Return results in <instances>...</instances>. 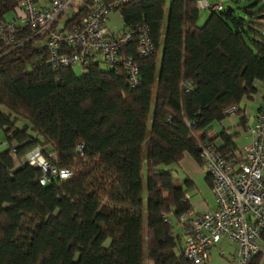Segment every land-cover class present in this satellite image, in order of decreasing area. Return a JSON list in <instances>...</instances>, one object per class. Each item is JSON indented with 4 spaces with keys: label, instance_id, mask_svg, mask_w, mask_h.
<instances>
[{
    "label": "trees",
    "instance_id": "1",
    "mask_svg": "<svg viewBox=\"0 0 264 264\" xmlns=\"http://www.w3.org/2000/svg\"><path fill=\"white\" fill-rule=\"evenodd\" d=\"M195 2L135 0L115 11L125 28L144 23L155 48L148 58L136 44L124 50L139 68L135 89L122 70L96 63L79 76L54 70L28 28L18 48L3 51L0 264H186L177 257L178 218L201 214L188 198L191 180L176 186L169 168L186 155L203 167L204 140L223 156L237 149L227 131L212 137L213 125L236 107L245 130L240 104L264 84V6L240 17L223 7L199 26ZM16 5L6 0L4 11ZM83 16L80 9L69 23ZM39 146L71 176L41 185L42 173L22 163Z\"/></svg>",
    "mask_w": 264,
    "mask_h": 264
},
{
    "label": "built area",
    "instance_id": "2",
    "mask_svg": "<svg viewBox=\"0 0 264 264\" xmlns=\"http://www.w3.org/2000/svg\"><path fill=\"white\" fill-rule=\"evenodd\" d=\"M77 1L16 0L13 9L4 11L6 0H0V58L5 49L10 52L21 45L17 38L28 28L33 31L29 40H43L54 70L79 68L83 74L96 63L109 70H122L131 89L141 86L138 66L123 53L129 45L136 44L141 57L153 56L155 48L147 26L141 23L113 32L107 27L112 12L135 0H111L108 4L94 0L86 5L82 2L79 10H84V16L69 23L79 11L68 18ZM195 1L199 11L225 10L219 3ZM8 15L12 18L7 19ZM237 111L238 108L232 107L227 114L234 115ZM248 134L252 139L249 144L224 156L208 140L198 145L200 160L212 182L215 209L200 216L187 212L178 218L183 231L177 257L186 264H208L211 249L221 240L235 249L227 257L220 253L228 264H252L259 255L264 261V249L260 247L264 231V84L255 124ZM47 150L44 146L35 148L22 163L42 173L41 185L51 179L69 178V172L55 166V153Z\"/></svg>",
    "mask_w": 264,
    "mask_h": 264
},
{
    "label": "rangeland",
    "instance_id": "3",
    "mask_svg": "<svg viewBox=\"0 0 264 264\" xmlns=\"http://www.w3.org/2000/svg\"><path fill=\"white\" fill-rule=\"evenodd\" d=\"M211 3H219L225 9L231 8L234 11V15L236 17H240L243 15V10L246 8H251L252 10L256 11L260 7L264 6V0H208ZM81 3L78 0L76 2L73 11L70 13L68 18H71L80 8ZM209 13L206 11H199V20L198 25L202 26L206 19L208 18ZM12 16L8 15L7 19H11ZM65 19L64 22H66ZM62 26V23L60 24ZM108 28L111 31H115L116 29L122 28V21L119 18L118 12H112L109 16L107 22ZM44 45V42L42 43ZM105 69V68H104ZM74 72L76 75H81L79 68H74ZM258 92L254 96L253 100L248 102H244L246 106V116L249 118V121L252 120L253 116L256 114V111L261 102V94L259 92V86H257ZM238 118L237 116L230 115L224 121H222L219 125L214 126V133L216 131H220L221 128L227 130L232 136H234L235 144L239 148L243 147L245 144L251 142V138L249 141V137L245 132H243L240 128L237 127ZM237 135V136H236ZM0 141L2 139L0 138ZM5 146H0L1 149H6ZM169 170L173 171V178L174 184L176 186L182 187L186 189L184 184V180H191L193 183V187L188 190V198L190 200V204L192 206V210L195 212H201L204 208H207L212 205L213 197L211 194L210 187L206 182L207 172L204 167L200 166L192 158L186 156L185 159L178 165L171 166ZM234 250V247L229 246L227 242L221 240L217 247L211 249L210 251V258L208 264H228L226 261V257ZM220 252H224L226 254L225 258L220 257Z\"/></svg>",
    "mask_w": 264,
    "mask_h": 264
},
{
    "label": "crops",
    "instance_id": "4",
    "mask_svg": "<svg viewBox=\"0 0 264 264\" xmlns=\"http://www.w3.org/2000/svg\"><path fill=\"white\" fill-rule=\"evenodd\" d=\"M83 2V0H81L80 1V3H82ZM119 14V13H118ZM119 18H120V15H119ZM120 20H121V18H120ZM122 21V20H121ZM108 22V21H107ZM108 27V26H107ZM109 30H110V28H109ZM125 30V27L123 26V23H122V28H120V29H116L115 31H124ZM111 31V30H110ZM113 32V31H112ZM259 92H260V87H259ZM254 99V96H252V98L250 99V100H253ZM250 100H244L241 104H240V109L242 110V111H244V114H242L245 118H246V129L245 130H242L243 132H245L246 134H247V136L249 137V141H250V138H251V136L248 134V129L250 128V127H252V126H254V124H255V120H256V116H257V111H258V109H257V111H256V114L253 116V118H252V120L251 121H249V118L246 116V106L244 105V102H248V101H250ZM259 108V107H258ZM239 119V118H238ZM215 125H219V124H214L213 125V130H214V126ZM237 126H238V124H237ZM223 131H227V130H225V129H222L221 128V130L218 132V131H216L215 133H214V131H212V133H211V136L212 137H216V136H218V135H220L221 134V132H223ZM228 132V131H227ZM229 135L230 136H232L230 133H229ZM237 136V135H236ZM0 138L2 139V141H0V146H6V144H5V142H4V139H3V136L0 134ZM217 146H220L221 144H222V140L220 139V138H217L216 140H215V142H214ZM234 143H235V141H234ZM247 144H249V143H247ZM247 144H245V145H247ZM236 146H237V144H235ZM7 147V146H6ZM238 147V146H237ZM239 148V147H238ZM7 149V148H6ZM6 149H1L0 151L1 152H3V151H5ZM186 156H189V155H186ZM185 156V157H186ZM190 157V156H189ZM191 158V157H190ZM185 159V158H184ZM210 190H211V194H212V189L210 188ZM212 197H213V194H212ZM215 209V203H214V197H213V203H212V205L211 206H209V207H207V208H204V210L203 211H201V212H195L194 210H193V213L194 214H198V215H200V214H202L204 211H206V210H209V211H213ZM261 242H260V247L262 248V249H264V242L262 241V240H260ZM234 251H235V249L230 253V254H232V253H234ZM221 253V252H220ZM224 253V252H223ZM225 254V253H224ZM230 254H228V255H230ZM226 255V254H225ZM262 261H263V259H262ZM262 264H264V261L262 262Z\"/></svg>",
    "mask_w": 264,
    "mask_h": 264
}]
</instances>
